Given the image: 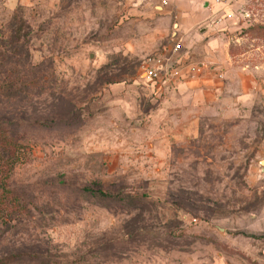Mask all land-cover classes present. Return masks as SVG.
Instances as JSON below:
<instances>
[{
	"label": "rangeland",
	"instance_id": "obj_1",
	"mask_svg": "<svg viewBox=\"0 0 264 264\" xmlns=\"http://www.w3.org/2000/svg\"><path fill=\"white\" fill-rule=\"evenodd\" d=\"M158 1L0 0V124L23 136L0 155V258L264 264V99L147 158L148 73L177 31ZM224 2L230 54L264 80V0Z\"/></svg>",
	"mask_w": 264,
	"mask_h": 264
},
{
	"label": "crops",
	"instance_id": "obj_2",
	"mask_svg": "<svg viewBox=\"0 0 264 264\" xmlns=\"http://www.w3.org/2000/svg\"><path fill=\"white\" fill-rule=\"evenodd\" d=\"M224 1L160 0L153 5L163 24L174 20L177 31L161 51L156 44L149 47L160 52L157 101L145 116L151 144L147 158L152 162L157 153L167 156L180 134L194 137L202 122L231 120L264 99V80L239 66L230 54L228 32L234 23L225 18L229 13ZM177 43L181 51H174Z\"/></svg>",
	"mask_w": 264,
	"mask_h": 264
},
{
	"label": "trees",
	"instance_id": "obj_3",
	"mask_svg": "<svg viewBox=\"0 0 264 264\" xmlns=\"http://www.w3.org/2000/svg\"><path fill=\"white\" fill-rule=\"evenodd\" d=\"M21 31H22V27L18 26L16 30L15 29L12 30V36H14V38L16 36H19ZM8 125L9 124H0V155L10 153L11 149H14V146L17 144V140L23 137L22 136L21 138H18V135H15L13 132L14 131L12 127L13 125L11 126ZM33 125L43 128L48 124H45L44 122H38V123H33L31 127ZM24 127L26 129L28 125H25ZM25 257H29V256L25 254L8 255L6 257L0 258V264H19L22 262V259Z\"/></svg>",
	"mask_w": 264,
	"mask_h": 264
},
{
	"label": "built area",
	"instance_id": "obj_4",
	"mask_svg": "<svg viewBox=\"0 0 264 264\" xmlns=\"http://www.w3.org/2000/svg\"><path fill=\"white\" fill-rule=\"evenodd\" d=\"M219 22V19L217 20ZM182 50V47L179 43L175 44L174 45V51H181ZM157 70H154V71H150L148 73V76L152 79V80H156L157 79Z\"/></svg>",
	"mask_w": 264,
	"mask_h": 264
},
{
	"label": "bare ground",
	"instance_id": "obj_5",
	"mask_svg": "<svg viewBox=\"0 0 264 264\" xmlns=\"http://www.w3.org/2000/svg\"><path fill=\"white\" fill-rule=\"evenodd\" d=\"M264 162H262V165H263Z\"/></svg>",
	"mask_w": 264,
	"mask_h": 264
},
{
	"label": "water",
	"instance_id": "obj_6",
	"mask_svg": "<svg viewBox=\"0 0 264 264\" xmlns=\"http://www.w3.org/2000/svg\"><path fill=\"white\" fill-rule=\"evenodd\" d=\"M262 162H264V161H262Z\"/></svg>",
	"mask_w": 264,
	"mask_h": 264
}]
</instances>
